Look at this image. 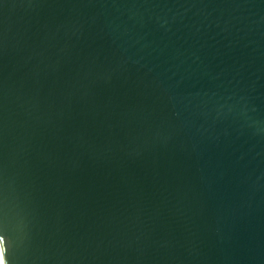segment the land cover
<instances>
[{"label": "water", "instance_id": "water-1", "mask_svg": "<svg viewBox=\"0 0 264 264\" xmlns=\"http://www.w3.org/2000/svg\"><path fill=\"white\" fill-rule=\"evenodd\" d=\"M6 264H264V0H0Z\"/></svg>", "mask_w": 264, "mask_h": 264}, {"label": "snow or ice", "instance_id": "snow-or-ice-1", "mask_svg": "<svg viewBox=\"0 0 264 264\" xmlns=\"http://www.w3.org/2000/svg\"><path fill=\"white\" fill-rule=\"evenodd\" d=\"M0 264H6V261L0 258Z\"/></svg>", "mask_w": 264, "mask_h": 264}, {"label": "bare ground", "instance_id": "bare-ground-1", "mask_svg": "<svg viewBox=\"0 0 264 264\" xmlns=\"http://www.w3.org/2000/svg\"><path fill=\"white\" fill-rule=\"evenodd\" d=\"M0 258L3 259V255H2L1 247H0Z\"/></svg>", "mask_w": 264, "mask_h": 264}]
</instances>
